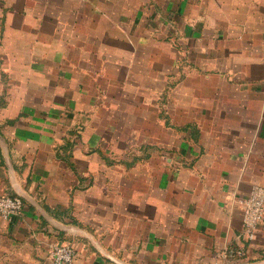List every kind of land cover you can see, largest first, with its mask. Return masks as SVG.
<instances>
[{
    "label": "crops",
    "instance_id": "1",
    "mask_svg": "<svg viewBox=\"0 0 264 264\" xmlns=\"http://www.w3.org/2000/svg\"><path fill=\"white\" fill-rule=\"evenodd\" d=\"M256 184L264 0H0V264H264Z\"/></svg>",
    "mask_w": 264,
    "mask_h": 264
},
{
    "label": "built area",
    "instance_id": "2",
    "mask_svg": "<svg viewBox=\"0 0 264 264\" xmlns=\"http://www.w3.org/2000/svg\"><path fill=\"white\" fill-rule=\"evenodd\" d=\"M243 205L245 234L249 240H253L264 220V186L254 185L249 196L243 200ZM23 210L24 201L20 196L0 191V215L2 217L9 218L22 213ZM236 253L242 254L243 251L238 249ZM48 256L49 264H75L77 248L72 242L56 241L50 245Z\"/></svg>",
    "mask_w": 264,
    "mask_h": 264
}]
</instances>
